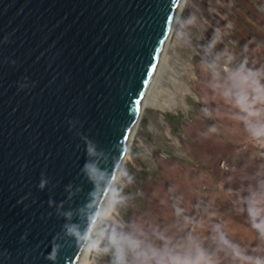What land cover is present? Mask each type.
<instances>
[{
	"label": "water",
	"instance_id": "95a60500",
	"mask_svg": "<svg viewBox=\"0 0 264 264\" xmlns=\"http://www.w3.org/2000/svg\"><path fill=\"white\" fill-rule=\"evenodd\" d=\"M178 2L0 0V264L78 263Z\"/></svg>",
	"mask_w": 264,
	"mask_h": 264
},
{
	"label": "rangeland",
	"instance_id": "374dc122",
	"mask_svg": "<svg viewBox=\"0 0 264 264\" xmlns=\"http://www.w3.org/2000/svg\"><path fill=\"white\" fill-rule=\"evenodd\" d=\"M161 57L87 262L264 264V0H184Z\"/></svg>",
	"mask_w": 264,
	"mask_h": 264
},
{
	"label": "bare ground",
	"instance_id": "6f19581e",
	"mask_svg": "<svg viewBox=\"0 0 264 264\" xmlns=\"http://www.w3.org/2000/svg\"><path fill=\"white\" fill-rule=\"evenodd\" d=\"M183 2H184V0H179V2H178L177 8H176V12H175V18H174V20H173V24L171 25V28H170V30H169L167 36H166L165 39H164L163 50H162L161 56H162L163 51H164V49H165L166 43L169 42V36H170L171 30L173 29V27H174V25H175V22H176L177 16H178L179 11H180V9H181V7H182V5H183ZM161 58H162V57H160V59H159V63H158V65H157L155 71L153 72L151 78L149 79V81H148V83H147V85H146V87H145V90H144V93H143V97H142V100H141V103H140L139 109H138V111H137V116H136V119H135V122H134V126H133V128H132V131H131V133H130V136H129V139H128V142H127L126 149H125L124 154H123V156H122V158H121V160H120V162H119V165H118V167H117V170H116V173H115V175H114L113 181H112V183H111V186H110V189H109V192H108L107 198L105 199V202H104L103 206L101 207V210H100V213H99V215H98V217H97V220H96V222H95V225H94V227H93V229H92V231H91V234H90V236H89V238H88V240H87V243H86V245H85V247H84V249H83V252H82V254H81V256H80L79 261H78L77 264H88V262H87V257H88V256H87V255H88V252H89L90 245H91L92 241H94L96 234H97V233L99 232V230H100V227H101V221H102V216H103V214H104V212H105V209H106V207H107V204H108V202H109V200H110V198H111V196H112V193H113V190H114V187H115V183H116V181H117V177H118V175H119V171H120V169H121V165H122L123 159H124V157H125V155H126V152H127L128 147H129V143H130V140H131V137H132L133 131H134V128H135V126H136V124H137V121H138V118H139L140 108H141L142 104L144 103V100H145L144 97H145V94H146V92H147V90H148V88H149V85H151V84H150L151 81L153 80V78H154V77L156 76V74H157V70H158V68H159V66H160Z\"/></svg>",
	"mask_w": 264,
	"mask_h": 264
},
{
	"label": "built area",
	"instance_id": "2783aa9c",
	"mask_svg": "<svg viewBox=\"0 0 264 264\" xmlns=\"http://www.w3.org/2000/svg\"><path fill=\"white\" fill-rule=\"evenodd\" d=\"M252 145L260 155L264 156V132L258 134L252 140Z\"/></svg>",
	"mask_w": 264,
	"mask_h": 264
},
{
	"label": "crops",
	"instance_id": "0c3cea01",
	"mask_svg": "<svg viewBox=\"0 0 264 264\" xmlns=\"http://www.w3.org/2000/svg\"><path fill=\"white\" fill-rule=\"evenodd\" d=\"M193 98H190V104H191V106H192V103H194L195 104V100L193 99ZM254 124H256L257 126H258V129L259 130H255V131H253V132H258V133H260L261 131H264V130H262V127H264V118H260V119H257L256 121H255V123ZM229 179H231V177L229 178ZM232 180V179H231Z\"/></svg>",
	"mask_w": 264,
	"mask_h": 264
},
{
	"label": "clouds",
	"instance_id": "9594fccd",
	"mask_svg": "<svg viewBox=\"0 0 264 264\" xmlns=\"http://www.w3.org/2000/svg\"><path fill=\"white\" fill-rule=\"evenodd\" d=\"M41 187H43V183L41 184Z\"/></svg>",
	"mask_w": 264,
	"mask_h": 264
}]
</instances>
